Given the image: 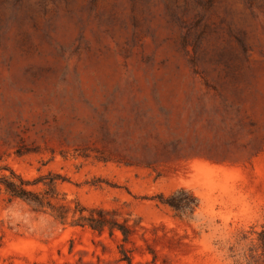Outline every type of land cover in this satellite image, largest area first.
Masks as SVG:
<instances>
[{"label": "rangeland", "instance_id": "374dc122", "mask_svg": "<svg viewBox=\"0 0 264 264\" xmlns=\"http://www.w3.org/2000/svg\"><path fill=\"white\" fill-rule=\"evenodd\" d=\"M9 168L131 232L0 190V264H244L264 225V0H0ZM179 188L191 217L158 197Z\"/></svg>", "mask_w": 264, "mask_h": 264}, {"label": "trees", "instance_id": "16d2710c", "mask_svg": "<svg viewBox=\"0 0 264 264\" xmlns=\"http://www.w3.org/2000/svg\"><path fill=\"white\" fill-rule=\"evenodd\" d=\"M167 146L166 142H161L162 149ZM147 157H151L149 153ZM125 162L129 163L130 161L125 160ZM146 165H149V162ZM8 171V173L0 174V190H3L9 198L25 202L35 212L48 213L61 224L88 226L99 234L105 229L112 234L113 230L117 228L123 235L122 239L124 241L128 239L131 231L126 224L117 222L114 210L86 207L77 199L66 200L65 196L60 195L56 189L55 176H50L47 181L43 180L45 177L27 180L10 168ZM39 182L44 185L42 190L30 188V186L38 185ZM158 197L163 204L174 211L175 215L181 218L191 217L199 205L198 197L191 190L185 188H179L166 196L160 194ZM254 232L256 243L250 245L240 254L244 264H264V225ZM244 239H247V235L242 233L240 240ZM231 253L232 256L237 255L234 250H231Z\"/></svg>", "mask_w": 264, "mask_h": 264}]
</instances>
